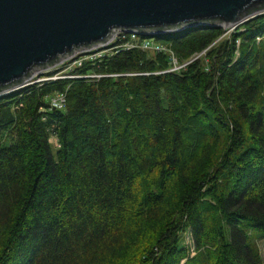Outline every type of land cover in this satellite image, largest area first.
<instances>
[{
    "label": "trees",
    "instance_id": "obj_1",
    "mask_svg": "<svg viewBox=\"0 0 264 264\" xmlns=\"http://www.w3.org/2000/svg\"><path fill=\"white\" fill-rule=\"evenodd\" d=\"M224 32L0 95V264H264V13Z\"/></svg>",
    "mask_w": 264,
    "mask_h": 264
},
{
    "label": "water",
    "instance_id": "obj_2",
    "mask_svg": "<svg viewBox=\"0 0 264 264\" xmlns=\"http://www.w3.org/2000/svg\"><path fill=\"white\" fill-rule=\"evenodd\" d=\"M264 0H0V94L38 72L110 43L122 29L167 33L238 26Z\"/></svg>",
    "mask_w": 264,
    "mask_h": 264
},
{
    "label": "built area",
    "instance_id": "obj_3",
    "mask_svg": "<svg viewBox=\"0 0 264 264\" xmlns=\"http://www.w3.org/2000/svg\"><path fill=\"white\" fill-rule=\"evenodd\" d=\"M217 26L225 27L223 25L217 24ZM226 28V27H225ZM237 26L229 27V30L234 31ZM184 30V29H183ZM182 31V30H180ZM170 33V32H167ZM159 34H166V33H136L131 31L121 30L115 36V38L106 45H101L94 50L82 51L76 53L72 58L67 59L63 63L59 64L58 66L41 71L34 75L32 80L27 84H33L36 82H49V81H56L59 79H66V78H101L103 76H114L111 75H104L97 73L96 71H92L89 74H79L75 72L76 68H80L85 64H97L103 60L104 57L113 56L121 51H130L134 49H142L148 53H166L170 58V69L167 71H181L188 63L182 64L175 51L162 42L157 41L155 36ZM239 44V41H238ZM205 54L201 53L195 58H199L201 55ZM49 73V76L45 77L42 73ZM42 75V76H41ZM38 79L35 80V78ZM48 101L50 105L56 109L65 110L67 105V96L65 93L59 92L55 94H51L48 97Z\"/></svg>",
    "mask_w": 264,
    "mask_h": 264
},
{
    "label": "rangeland",
    "instance_id": "obj_4",
    "mask_svg": "<svg viewBox=\"0 0 264 264\" xmlns=\"http://www.w3.org/2000/svg\"><path fill=\"white\" fill-rule=\"evenodd\" d=\"M224 28V30H225V32H224V34H223V36L222 37H229L234 31H231V30H229V27H227V28H225V27H223ZM150 54H153V53H150ZM190 62V61H189ZM38 73H40V72H38ZM37 74V73H36ZM42 75L43 76H45V77H47V76H49V73H42ZM41 75V76H42ZM36 79H38V77H36L35 78V80ZM16 90V89H15ZM11 92V91H10ZM7 93H9V92H4V93H1L0 95H4V94H7ZM51 141L55 144L56 143V141H55V139H51ZM185 243L186 244H188L189 246H192V237H191V234H190V232H187L186 234H185ZM258 244H259V248H260V250H261V253H262V257H263V261H264V239H261V240H259V242H258ZM195 254V251H193L192 252V255H194Z\"/></svg>",
    "mask_w": 264,
    "mask_h": 264
}]
</instances>
